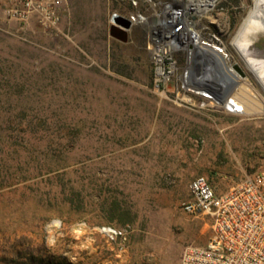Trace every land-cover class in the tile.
Wrapping results in <instances>:
<instances>
[{
  "label": "rangeland",
  "instance_id": "obj_1",
  "mask_svg": "<svg viewBox=\"0 0 264 264\" xmlns=\"http://www.w3.org/2000/svg\"><path fill=\"white\" fill-rule=\"evenodd\" d=\"M155 1L108 0L47 32L5 18L0 0V225L52 212L42 244L64 264H179L211 233L208 217L183 209L190 182L203 176L221 194L261 164L264 92L230 45L252 0H216L212 32L245 82L224 109L154 90L137 16ZM113 14L132 22L126 42L109 36ZM250 41L264 55V35Z\"/></svg>",
  "mask_w": 264,
  "mask_h": 264
},
{
  "label": "built area",
  "instance_id": "obj_2",
  "mask_svg": "<svg viewBox=\"0 0 264 264\" xmlns=\"http://www.w3.org/2000/svg\"><path fill=\"white\" fill-rule=\"evenodd\" d=\"M151 7L149 15L137 16V23L143 25L154 90L178 107L201 99L200 107L224 109L228 99L213 97L201 84L206 71L225 68L220 55H214L224 49L212 32L216 0H158ZM3 16L23 23L35 18L47 32L56 31L61 18L55 0H6ZM260 155L259 168L221 194L203 176L190 182L191 200L183 209L208 217L211 233L203 245L186 246L179 264H264V137ZM102 232L122 236L110 227Z\"/></svg>",
  "mask_w": 264,
  "mask_h": 264
},
{
  "label": "bare ground",
  "instance_id": "obj_3",
  "mask_svg": "<svg viewBox=\"0 0 264 264\" xmlns=\"http://www.w3.org/2000/svg\"><path fill=\"white\" fill-rule=\"evenodd\" d=\"M258 34L264 35V0H252L247 15L230 43L239 61L243 65V70L250 74L252 79L255 80L260 89L264 92V55L252 52L248 49V44L251 42L250 40L256 38ZM217 52L219 54H213L216 56L220 55L223 63H225V66L223 65L225 68L222 73L223 80L214 85V81L211 79L212 81L210 80V83L214 85L218 95H224L228 91L230 93L233 88L245 84V82L238 77L233 69V65L236 63L227 64L225 62V51L219 49ZM245 81L249 82L248 79H245Z\"/></svg>",
  "mask_w": 264,
  "mask_h": 264
},
{
  "label": "trees",
  "instance_id": "obj_4",
  "mask_svg": "<svg viewBox=\"0 0 264 264\" xmlns=\"http://www.w3.org/2000/svg\"><path fill=\"white\" fill-rule=\"evenodd\" d=\"M16 211L19 212L21 209L18 207ZM32 214L34 215L31 223H27L26 218L18 216V223L9 231L6 226L0 225V262L5 264H64L60 256L51 257L52 255L48 254L42 244V223L52 215V212L38 214L35 209Z\"/></svg>",
  "mask_w": 264,
  "mask_h": 264
},
{
  "label": "water",
  "instance_id": "obj_5",
  "mask_svg": "<svg viewBox=\"0 0 264 264\" xmlns=\"http://www.w3.org/2000/svg\"><path fill=\"white\" fill-rule=\"evenodd\" d=\"M132 27V22L125 17H122L117 14H113L111 17V25L109 26V36L120 41V42H126L128 38V32L130 31ZM233 69L237 74L240 75V77L244 76V73L242 70L239 68L237 64L233 65ZM208 78H205L201 84L206 92L211 94L213 97L217 99H221V101H226L227 97L229 96V91L225 93L224 95H218L214 88V85L217 84L218 82L220 83L223 78H222V73H220L218 70H208L206 71ZM213 79V84L210 83V80ZM212 81V80H211ZM229 90V89H228Z\"/></svg>",
  "mask_w": 264,
  "mask_h": 264
},
{
  "label": "crops",
  "instance_id": "obj_6",
  "mask_svg": "<svg viewBox=\"0 0 264 264\" xmlns=\"http://www.w3.org/2000/svg\"><path fill=\"white\" fill-rule=\"evenodd\" d=\"M57 1V10L60 14L61 21L71 18L81 20V16L84 15V20L89 21L90 15L101 13L108 0H55ZM83 17V16H82ZM60 32V31H59Z\"/></svg>",
  "mask_w": 264,
  "mask_h": 264
}]
</instances>
